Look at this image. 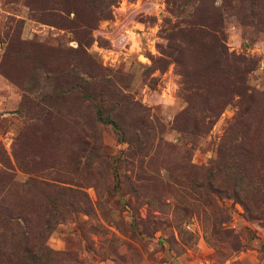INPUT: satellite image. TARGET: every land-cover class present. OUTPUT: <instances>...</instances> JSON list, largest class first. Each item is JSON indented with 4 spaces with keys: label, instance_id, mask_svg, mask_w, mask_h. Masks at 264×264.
<instances>
[{
    "label": "rangeland",
    "instance_id": "374dc122",
    "mask_svg": "<svg viewBox=\"0 0 264 264\" xmlns=\"http://www.w3.org/2000/svg\"><path fill=\"white\" fill-rule=\"evenodd\" d=\"M0 179V264H264V0H0Z\"/></svg>",
    "mask_w": 264,
    "mask_h": 264
},
{
    "label": "trees",
    "instance_id": "16d2710c",
    "mask_svg": "<svg viewBox=\"0 0 264 264\" xmlns=\"http://www.w3.org/2000/svg\"><path fill=\"white\" fill-rule=\"evenodd\" d=\"M89 142H90L89 135H87V137L84 138V142H83L84 146H89L90 145ZM0 183L2 184V179H0Z\"/></svg>",
    "mask_w": 264,
    "mask_h": 264
}]
</instances>
